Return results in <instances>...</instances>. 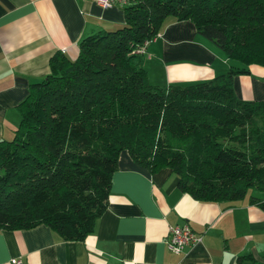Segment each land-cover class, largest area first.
Returning <instances> with one entry per match:
<instances>
[{
  "label": "trees",
  "instance_id": "1",
  "mask_svg": "<svg viewBox=\"0 0 264 264\" xmlns=\"http://www.w3.org/2000/svg\"><path fill=\"white\" fill-rule=\"evenodd\" d=\"M121 7V27L82 38L75 59L54 53L49 74L17 106L13 137L0 140V229L45 224L64 240H84L106 209L123 150L150 172L170 168L179 190L198 201L264 192V101L240 99L233 87L249 65L264 67V0ZM169 18L191 21L231 60L229 69L211 80L151 85L135 50Z\"/></svg>",
  "mask_w": 264,
  "mask_h": 264
},
{
  "label": "crops",
  "instance_id": "2",
  "mask_svg": "<svg viewBox=\"0 0 264 264\" xmlns=\"http://www.w3.org/2000/svg\"><path fill=\"white\" fill-rule=\"evenodd\" d=\"M125 22L123 8L94 0H0V140L19 125L18 105L30 84L50 72L60 51L78 55L80 40ZM148 82L160 88L211 80L232 64L189 20L167 19L141 55ZM186 85V84H185ZM244 100L264 101V67L248 66L233 79ZM170 168L156 172L120 152L106 209L84 240H64L49 226L0 229V264H264V192L234 202H205L181 192ZM257 198L250 201L249 197ZM187 224L200 240L174 253L169 226ZM249 256L239 260L240 257Z\"/></svg>",
  "mask_w": 264,
  "mask_h": 264
},
{
  "label": "built area",
  "instance_id": "3",
  "mask_svg": "<svg viewBox=\"0 0 264 264\" xmlns=\"http://www.w3.org/2000/svg\"><path fill=\"white\" fill-rule=\"evenodd\" d=\"M100 6L104 8L111 7L113 5L124 6L130 0H94ZM150 40H146L142 46L135 50L137 53H143ZM200 240V236L196 235L191 228L184 224L182 226L175 225L169 226L168 235L165 239V244L169 250L174 253H181L183 249ZM6 264H28L24 262L21 258H10Z\"/></svg>",
  "mask_w": 264,
  "mask_h": 264
},
{
  "label": "rangeland",
  "instance_id": "4",
  "mask_svg": "<svg viewBox=\"0 0 264 264\" xmlns=\"http://www.w3.org/2000/svg\"><path fill=\"white\" fill-rule=\"evenodd\" d=\"M211 43H213L212 41H210ZM148 80V79H147ZM192 83H194V82H192ZM185 84H190L189 82H186ZM185 84H183V85H185ZM251 190H253V189H251ZM250 190V191H251Z\"/></svg>",
  "mask_w": 264,
  "mask_h": 264
}]
</instances>
